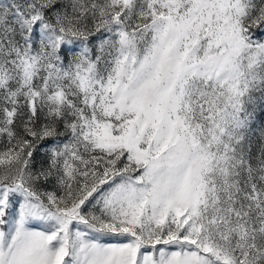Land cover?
Masks as SVG:
<instances>
[{
  "label": "snow or ice",
  "instance_id": "snow-or-ice-1",
  "mask_svg": "<svg viewBox=\"0 0 264 264\" xmlns=\"http://www.w3.org/2000/svg\"><path fill=\"white\" fill-rule=\"evenodd\" d=\"M0 264H264V0H0Z\"/></svg>",
  "mask_w": 264,
  "mask_h": 264
}]
</instances>
